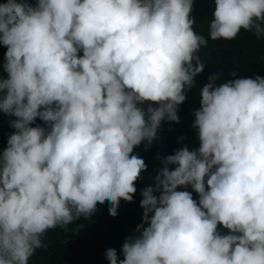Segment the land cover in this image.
I'll return each instance as SVG.
<instances>
[{"label":"clouds","instance_id":"clouds-1","mask_svg":"<svg viewBox=\"0 0 264 264\" xmlns=\"http://www.w3.org/2000/svg\"><path fill=\"white\" fill-rule=\"evenodd\" d=\"M193 3L0 2V113L13 129L0 150V264H30L50 230L106 205L116 217L122 199L132 202L149 167L135 149L147 150L162 122L179 123L204 69L215 74L194 101L198 147L157 155L162 166L140 189L142 219L123 258L114 247L104 256L264 264V75H243L251 54L239 45L264 39V0H210L211 18L200 20ZM206 26L207 35L194 29ZM210 39L218 41L201 59ZM218 50L233 51L242 76Z\"/></svg>","mask_w":264,"mask_h":264},{"label":"trees","instance_id":"trees-1","mask_svg":"<svg viewBox=\"0 0 264 264\" xmlns=\"http://www.w3.org/2000/svg\"><path fill=\"white\" fill-rule=\"evenodd\" d=\"M3 2V0H0ZM35 2V0H32ZM210 0H194L192 16L196 20L210 17L211 7ZM194 29L201 34L207 35V26L205 28ZM243 33H248L244 32ZM218 40L213 41L210 39V46L203 50H199L201 59H207L206 53L209 48L216 44ZM226 45H231L229 41H225ZM241 46L246 53L251 54V59L244 63L242 73L244 76H251L253 73H259L264 75V39L257 40L252 37L242 38L239 41ZM235 44L231 45L233 48ZM5 47L0 46V63L3 61V54ZM239 50V49H238ZM215 55L222 58L228 64L235 66L236 62L233 57V51L218 50ZM224 57V58H223ZM2 76H6L0 68ZM220 72H224L228 75L230 71L225 68H221ZM215 74L206 73L208 79ZM224 74L225 76H227ZM200 76L199 74L195 78V84L188 91L186 100L182 106L188 113L195 109L196 105L193 101L200 93ZM10 117L4 116L0 113V143H6L7 134L13 131L8 126V120ZM184 120V121H183ZM193 120L180 119L179 123L176 122H162L161 129L163 134L164 144L167 149V154L181 146V143L187 144L189 148L198 147V139L196 137L195 130L191 127ZM183 137L181 141L180 138ZM145 159L148 164V172L142 174L143 179L136 182L137 192L134 194V200L132 202H126L123 199L120 201L118 208V215L112 217L109 215L107 205L103 208H98L97 212L93 216L92 220H85L81 217L75 220L73 223L68 225V230L57 227L51 230V235L48 241V248L37 249L36 253L30 260V264H108L105 259L104 252L108 247H114L118 251L124 241V238L133 233L135 226L141 222L142 219V208L140 207L139 201L142 199L140 189L147 186L151 181V175L155 174V171L150 165L144 145H140L135 149ZM194 198L196 194L194 193ZM83 225L78 232L74 230ZM47 240V233L44 238L45 244ZM122 259V256H119Z\"/></svg>","mask_w":264,"mask_h":264},{"label":"water","instance_id":"water-1","mask_svg":"<svg viewBox=\"0 0 264 264\" xmlns=\"http://www.w3.org/2000/svg\"><path fill=\"white\" fill-rule=\"evenodd\" d=\"M219 49H222V48H219ZM232 71H236V70L232 69ZM236 72L238 73L239 76H242V74L240 72H238V71H236ZM0 76H2L1 72H0ZM146 106H147V102L145 103L144 107H146ZM178 115L180 118L185 119V120H194L193 112L187 113L181 105L178 108ZM12 118H14V117H12ZM145 143H147V142L145 141ZM5 145H6V143H0V150H2L3 147H5ZM146 153H147L150 165H152L154 171L158 170L162 165H161L160 160H158L156 158L157 155L159 154L161 157H163L164 155L167 154V149H166V146L164 144L161 127L158 129L156 139H154L152 144L148 146ZM181 190H184V189L181 188ZM188 190L191 191V188L189 187ZM50 235H51V230L47 233V240H46L47 244H46L45 248H47V246H48V241H49Z\"/></svg>","mask_w":264,"mask_h":264},{"label":"flooded vegetation","instance_id":"flooded-vegetation-1","mask_svg":"<svg viewBox=\"0 0 264 264\" xmlns=\"http://www.w3.org/2000/svg\"><path fill=\"white\" fill-rule=\"evenodd\" d=\"M223 42V41H221ZM224 58V57H223ZM238 72L241 70L239 68V66L236 64V66L234 67ZM206 73H208V71L206 69H204V71L202 73L199 74L200 76V86L202 87L205 83H207L209 81L208 77H206ZM197 94H200V93H197ZM196 98L193 100L195 101ZM197 108V107H196ZM195 108V109H196Z\"/></svg>","mask_w":264,"mask_h":264}]
</instances>
